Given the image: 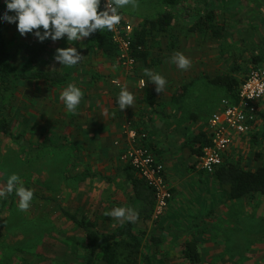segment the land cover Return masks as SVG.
Wrapping results in <instances>:
<instances>
[{
	"label": "crops",
	"instance_id": "obj_1",
	"mask_svg": "<svg viewBox=\"0 0 264 264\" xmlns=\"http://www.w3.org/2000/svg\"><path fill=\"white\" fill-rule=\"evenodd\" d=\"M255 1H250L253 8L264 9ZM119 10L125 21L134 26V38L142 31L147 36L143 49L145 55L138 58L134 72L123 71L116 55H105L97 50L89 38L69 45L67 36L59 41L49 38L41 42L34 35L33 41L28 43L31 49L26 47L23 57L28 56L30 50L40 52L33 60L37 62L34 69L65 73L69 78L64 84L29 80L2 87L0 83V93H9L12 110L24 108L21 112L24 121H9L10 134L4 132L0 123L2 133L15 138L20 131H27L31 136L29 140L33 141L41 135L44 144H51L45 153L38 155L45 159L43 169L49 168L57 159L63 168H67L63 173L86 174L84 180L95 186V194L90 201L81 200L80 205H74L77 208L74 210L68 203L45 197L57 203L60 210L65 208L81 217L87 215L102 232L110 233L130 221L117 220L104 213L117 207L134 209L138 218L131 223L143 242L141 264H264V196L227 200L216 181L204 173L194 152L198 147L196 137L202 133L209 137V120L221 111L222 102H234L230 96L228 99L225 96V87L212 80L228 75L241 83L252 69L264 63V10L259 11L261 25L256 29L252 18H247L252 11L241 12L245 16L239 19L234 17L241 35V38L238 34L234 38L235 56L242 57L233 70L224 65L219 39L214 46L208 37L209 33L213 38L222 36L220 24L202 32L192 30L195 18L209 9L198 13L188 6L185 9H154L152 12ZM216 10L219 16V9ZM168 12H174L173 21L166 25L165 22H157ZM154 20L156 24L152 26L150 21ZM246 41L251 46L245 50ZM16 46L15 50L19 52L21 45ZM70 46L84 58L73 67H63L55 62V51ZM10 47L15 52V47ZM175 52H181L191 60L189 69L182 70L172 63L171 57ZM14 60L17 62L16 58ZM144 69L166 79L163 92H156V85L144 74ZM114 79L120 81V87L112 83ZM140 79L146 80V88L140 89ZM69 84L83 92L81 102L73 112H69L60 100L61 93ZM122 88H127L134 96L132 107L123 111L117 104ZM23 92L26 99L17 95ZM213 100L217 106L212 112H205L206 119L203 120L195 110L202 109L207 101ZM260 121L261 118L258 123ZM128 126L136 130L138 143L148 146L166 166L173 200L159 221L152 219V196L142 200L133 189L132 178H142L121 160L129 145ZM242 136H236L234 142L241 140ZM62 150L66 152L62 154ZM225 158L228 159V155ZM61 215L64 221L72 223L78 230L79 238L65 243V249L71 248L77 255L70 264H84L85 234L62 211ZM212 217L215 221L210 222ZM59 228L64 231L66 225ZM227 229L236 233L228 234ZM237 235L244 242L237 243ZM187 252H192L193 256H188ZM227 253L234 254V260L227 259ZM211 254L215 256L212 260L209 258ZM63 255L68 262L65 251ZM99 264L106 263L100 261Z\"/></svg>",
	"mask_w": 264,
	"mask_h": 264
},
{
	"label": "rangeland",
	"instance_id": "obj_2",
	"mask_svg": "<svg viewBox=\"0 0 264 264\" xmlns=\"http://www.w3.org/2000/svg\"><path fill=\"white\" fill-rule=\"evenodd\" d=\"M250 1L188 0L185 3V6L193 9L196 13L208 7L211 8L214 5L219 9L218 21L214 23V27L220 24L222 36L213 38L212 34L209 33L208 37L210 38V43L214 46L219 39V48L221 50V54H219L224 56V65L231 70H233L235 64L241 62L239 59L242 57L235 56L237 52H235L234 38L237 34L241 38V35L234 17L237 19L244 17L245 13H240L250 10L252 12L247 18H252V25L255 29L261 25V21L259 22V11H263L264 9L253 8L250 5ZM256 1L261 5L260 7L264 8L262 4L263 0ZM137 3L138 7L134 8L132 5H126L119 9H123L124 12H133L138 9L151 12L154 9H167L160 0H137ZM9 15L14 16L15 13L12 12ZM5 33L9 43H12L13 48L15 47L14 50L17 49L16 45H21L20 49L18 48L19 52L18 50L14 52V58L17 59V62L19 61L21 64L28 63L31 64L30 68H36V61L34 63L29 62V57L31 56L29 52L32 50L28 52V56L23 57L26 54V47L31 49L28 43L33 41L34 34L29 33L26 36H21L17 30V25L7 22ZM206 36L204 37L206 38ZM238 42L236 41V43ZM249 46L251 44L246 41L243 48L246 50ZM38 53L40 54V52ZM117 60L119 62L118 55ZM17 95L26 99L25 92ZM225 96L227 99L229 98L227 93H225ZM216 106V100L207 101L202 106V109H196L195 111L204 120L206 119L205 112H212ZM11 107L9 93H0L1 125L4 123L9 125L8 122L13 120L24 121V114L21 113L24 111V108L22 110H12ZM37 136L39 139L36 140L35 138V141L31 139L32 142L29 140L31 136L28 135L27 131H20L19 136L9 138L2 133L0 127V188L6 185L7 179L11 174H17L23 182V186L36 193L27 211H20L18 209L19 197L16 196L15 191L6 195V197H0V264H70L77 255H75L71 248L66 247L67 249H65V243L70 240L71 242L72 240L75 241L76 239L74 238L76 237L79 238L77 236L78 230L74 229L72 223L64 221L59 205L52 200H47L45 197H51L66 204L68 203L72 206L70 208L74 210L77 209L74 205H80L81 200L90 201V197L95 194L96 188L92 186V182L89 183V180H84L86 174L63 173L67 168H63V164L61 161L59 163L57 159H54V163L49 168L43 169L46 166L42 163L45 159L40 156L38 157V155L45 153L49 149L48 147H51V144H44L42 137L40 138L41 135ZM36 145H40V147L36 149ZM46 148L48 149L46 150ZM62 151V154L66 152V150ZM227 155L229 161L246 169L254 170L264 166V121L261 120L257 123L253 131L247 135H243L241 140L235 141L227 151ZM35 156L37 157L35 158ZM230 158L232 159L230 160ZM213 221L215 219L213 217L210 218V222ZM65 225L66 230L62 231L59 227ZM231 231L227 229L226 233L232 235L236 233L234 232L235 230L231 229ZM63 234L71 236V238ZM235 240L237 243L238 241L244 242L243 238L239 237V235H237ZM64 251L67 254L66 259L68 262H65ZM226 257L232 260L235 258L234 254L230 253H227ZM209 258L212 260L215 256L211 254Z\"/></svg>",
	"mask_w": 264,
	"mask_h": 264
},
{
	"label": "trees",
	"instance_id": "obj_3",
	"mask_svg": "<svg viewBox=\"0 0 264 264\" xmlns=\"http://www.w3.org/2000/svg\"><path fill=\"white\" fill-rule=\"evenodd\" d=\"M160 1L167 7V9H185V3L188 0ZM207 9L209 10L205 14L198 15L199 17L195 18L192 28L194 32H202L209 27H213L215 21H217L218 13L216 5L211 8L208 7ZM99 10L102 11L101 8ZM6 11L7 7L5 0H0L1 86L6 87V85L9 84L29 80H43L55 84H64L67 82L69 78L68 74L56 71L37 70L30 68L29 66L31 64H21L14 60V52L9 45L5 33L6 22L2 19ZM174 19V12H168L161 16L157 22H165L166 25ZM150 24L154 26L156 20L150 21ZM162 29H164V27ZM146 37L147 36L142 31L139 32L137 37L133 40V54L137 59L142 58L145 55L143 49L145 47ZM88 38L96 49L103 52L105 55L117 56V46L107 28L100 31L98 30ZM29 54H31L29 62L32 63L37 57L38 52L34 50L30 51ZM212 82L225 87L227 94L233 99V101H238V91L242 82L240 83L236 81L235 78L228 75L213 79ZM260 118L264 121V113H260ZM2 126L4 132L10 134L9 125L4 123ZM196 139L198 141V147L194 152L200 160L203 148L209 142V137L207 134L202 133L197 136ZM147 148L149 147L147 146ZM225 157L223 165L216 170L215 173L207 175H209L212 180L216 181L220 186V189L225 192L227 200L255 197L257 195L264 196V166L250 170L238 164H234ZM132 185L135 193L142 200H145V198L150 199L152 196L154 203L151 215L153 216L156 204L155 192L140 178H132ZM61 209L62 213L80 227L85 234L86 245L84 264H99L100 261H103L106 264H141L143 242L135 234L134 226L131 222H128L114 232L104 233L93 220L87 217V215L81 217L78 213H72L65 208ZM187 255L190 257L193 256L192 252H187ZM195 255L197 254L195 253Z\"/></svg>",
	"mask_w": 264,
	"mask_h": 264
},
{
	"label": "clouds",
	"instance_id": "obj_4",
	"mask_svg": "<svg viewBox=\"0 0 264 264\" xmlns=\"http://www.w3.org/2000/svg\"><path fill=\"white\" fill-rule=\"evenodd\" d=\"M7 11L2 19L10 24H16L21 36L33 33L39 41L47 39L59 41L67 36L69 45L74 42H82L98 30L107 28L113 30L121 16L118 9L126 5L138 7L137 0H107L105 10L100 11L101 0H5ZM14 12V16L8 15ZM43 29V32L40 29ZM84 57L75 47L58 48L54 60L63 67H73L82 61ZM172 63L180 69L187 70L191 67V60L183 53L175 52L171 57ZM53 70L54 69V66ZM144 74L150 77L151 83L156 85V92L161 93L167 83L160 74L149 69H144ZM83 97L81 89L74 84H69L61 93L60 100L69 112L76 110ZM134 96L127 88H122L117 104L121 111L132 107ZM15 191L19 197L18 209L27 211L34 193L23 186V182L17 174H11L3 188H0V197H6ZM105 216L117 220L135 222L138 213L128 207H117ZM115 226V225H113Z\"/></svg>",
	"mask_w": 264,
	"mask_h": 264
},
{
	"label": "built area",
	"instance_id": "obj_5",
	"mask_svg": "<svg viewBox=\"0 0 264 264\" xmlns=\"http://www.w3.org/2000/svg\"><path fill=\"white\" fill-rule=\"evenodd\" d=\"M107 0H101L105 10ZM121 16L120 22L110 31L117 46L120 65L126 73L134 72L138 59L133 54L134 26ZM112 83L120 87L118 79ZM145 79H140V89L146 88ZM221 111L214 114L208 123L209 142L204 146L200 166L206 174H213L224 163V157L238 135L251 133L264 113V63L252 69L238 91V101L224 100ZM129 145L121 160L130 165L146 184L155 192L156 204L153 220L159 221L173 200V192L166 178V166L153 152L138 143L135 129L126 128Z\"/></svg>",
	"mask_w": 264,
	"mask_h": 264
}]
</instances>
